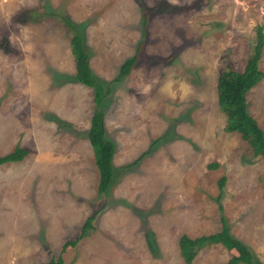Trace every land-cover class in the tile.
<instances>
[{
	"label": "rangeland",
	"instance_id": "1",
	"mask_svg": "<svg viewBox=\"0 0 264 264\" xmlns=\"http://www.w3.org/2000/svg\"><path fill=\"white\" fill-rule=\"evenodd\" d=\"M63 16L81 24L112 89L104 114L118 173L107 192L89 138L96 90L68 78L77 64ZM258 25L264 0H0V155L29 150L0 165V264H222L237 253L208 243L188 261L182 243L226 223L264 261V159L226 129L217 91L221 68L243 70ZM167 80L175 99L159 91ZM247 99L264 131V77ZM89 216L95 228L66 245Z\"/></svg>",
	"mask_w": 264,
	"mask_h": 264
},
{
	"label": "trees",
	"instance_id": "2",
	"mask_svg": "<svg viewBox=\"0 0 264 264\" xmlns=\"http://www.w3.org/2000/svg\"><path fill=\"white\" fill-rule=\"evenodd\" d=\"M62 19L73 31L70 47L77 64L76 75L68 78L92 86L96 90V107L91 118L89 138L94 146L96 164L100 172V189L103 192H107L112 187L118 173L113 162L115 152L114 142L107 135L104 114V101L108 93L112 92V89L106 88L105 84L100 81L99 76L91 67V56L85 43V35L81 24L75 23L66 16H63ZM263 48L264 31L263 27L258 25L255 30V40L243 70H239L231 64L221 68L218 74L217 91L220 108L227 116L226 129L241 133L251 144L255 153L261 154L264 159V131L249 112L247 99L248 92L264 77V72L259 66ZM141 49L140 43L138 52L125 61L124 72L119 74L117 79H120L131 71L140 59ZM28 153L29 150L27 148L16 146L13 151L0 155V165L20 161ZM141 159H136L132 164L138 163ZM225 180L226 178L222 177L220 183L221 189L224 187ZM93 220L94 216H89L81 235L75 240H68L66 245L75 244L88 235L95 228ZM215 242L222 243L228 249L234 250L237 253L229 261L222 264H264V261L256 257L254 251L246 242L229 231L227 223L224 229L219 232L197 239L186 238L182 243V252L185 258L191 261L199 248L208 243ZM62 263L60 257H52L49 262V264Z\"/></svg>",
	"mask_w": 264,
	"mask_h": 264
},
{
	"label": "clouds",
	"instance_id": "3",
	"mask_svg": "<svg viewBox=\"0 0 264 264\" xmlns=\"http://www.w3.org/2000/svg\"><path fill=\"white\" fill-rule=\"evenodd\" d=\"M168 2L175 6H179V0H168ZM152 87L153 84L151 83L146 84L143 86V88L139 90V93L143 96H146L151 92ZM178 88L181 98H186L188 95L191 94V85L188 84L187 82H180ZM159 91L162 94H165L170 98L175 99L177 97V84L173 80H167L163 85H161Z\"/></svg>",
	"mask_w": 264,
	"mask_h": 264
}]
</instances>
